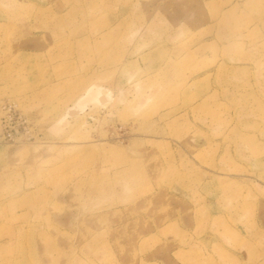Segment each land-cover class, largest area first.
<instances>
[{"label": "rangeland", "instance_id": "374dc122", "mask_svg": "<svg viewBox=\"0 0 264 264\" xmlns=\"http://www.w3.org/2000/svg\"><path fill=\"white\" fill-rule=\"evenodd\" d=\"M0 210L30 264H264V0H0Z\"/></svg>", "mask_w": 264, "mask_h": 264}, {"label": "bare ground", "instance_id": "6f19581e", "mask_svg": "<svg viewBox=\"0 0 264 264\" xmlns=\"http://www.w3.org/2000/svg\"><path fill=\"white\" fill-rule=\"evenodd\" d=\"M107 92L103 91L102 89H100L99 87L97 88H94V90H90L89 92H86L85 95H84V98H78V99H93L94 101H96V103L100 104V106H106L109 102V98H108V95L106 94ZM75 95V93H68V96L70 98H72L73 96ZM68 98V97H67ZM76 98V97H75ZM95 103V102H94ZM81 103L78 102H75L72 106V108H69L68 107L66 108V115L69 116L70 118H74V117H77L78 115V112L80 111V108H81ZM86 144H89V143H86ZM53 181V180H52ZM0 217H3V219L5 220L4 222L7 224V223H11L14 217V214H12L10 212L7 213L6 211H3V210H0ZM16 218H14L15 220ZM17 220V219H16ZM10 225V224H9ZM10 227L12 228V235L15 237V235L17 234V236H22V233H24L20 228H16V227H12V226H9V229ZM8 229V230H9ZM10 233V234H11ZM2 234V233H0ZM46 249H43V254L47 255V253L49 255L48 256V261L49 262H52L53 263V258L52 256H50L52 250L50 248V246H45ZM51 263V264H52ZM0 264H30V262L28 261L27 258H25L24 256H21V257H12L11 258H5V257H0Z\"/></svg>", "mask_w": 264, "mask_h": 264}]
</instances>
